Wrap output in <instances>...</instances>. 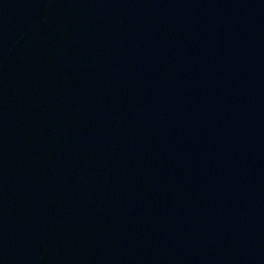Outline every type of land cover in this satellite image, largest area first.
Wrapping results in <instances>:
<instances>
[{"label": "water", "instance_id": "1", "mask_svg": "<svg viewBox=\"0 0 264 264\" xmlns=\"http://www.w3.org/2000/svg\"><path fill=\"white\" fill-rule=\"evenodd\" d=\"M0 264H264V0H0Z\"/></svg>", "mask_w": 264, "mask_h": 264}]
</instances>
